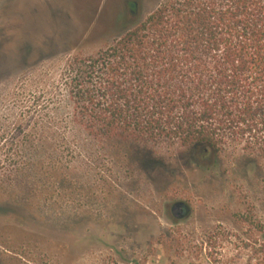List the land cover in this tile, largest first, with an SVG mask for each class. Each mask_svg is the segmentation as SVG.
Here are the masks:
<instances>
[{"label": "rangeland", "instance_id": "1", "mask_svg": "<svg viewBox=\"0 0 264 264\" xmlns=\"http://www.w3.org/2000/svg\"><path fill=\"white\" fill-rule=\"evenodd\" d=\"M162 1L0 0V264L261 263L234 235L240 216L264 224V157L197 165L176 145H101L66 124L69 60Z\"/></svg>", "mask_w": 264, "mask_h": 264}, {"label": "trees", "instance_id": "2", "mask_svg": "<svg viewBox=\"0 0 264 264\" xmlns=\"http://www.w3.org/2000/svg\"><path fill=\"white\" fill-rule=\"evenodd\" d=\"M62 81L66 124L101 145H176L197 165L226 150L264 157V0L162 1L74 55ZM239 220L236 242L264 264V224Z\"/></svg>", "mask_w": 264, "mask_h": 264}, {"label": "water", "instance_id": "3", "mask_svg": "<svg viewBox=\"0 0 264 264\" xmlns=\"http://www.w3.org/2000/svg\"><path fill=\"white\" fill-rule=\"evenodd\" d=\"M171 214L175 219H181L185 216L186 211L183 210L182 202H174L170 208ZM184 212V213H183Z\"/></svg>", "mask_w": 264, "mask_h": 264}, {"label": "flooded vegetation", "instance_id": "4", "mask_svg": "<svg viewBox=\"0 0 264 264\" xmlns=\"http://www.w3.org/2000/svg\"><path fill=\"white\" fill-rule=\"evenodd\" d=\"M129 7H130L129 8V12L132 13V14H134L135 13L134 7L136 8V3H130V6ZM183 210H184V212L186 211V206L184 204H183Z\"/></svg>", "mask_w": 264, "mask_h": 264}]
</instances>
